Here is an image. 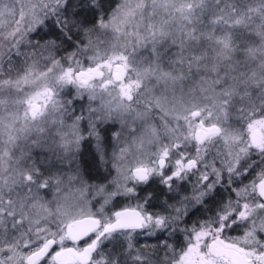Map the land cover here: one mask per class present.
Masks as SVG:
<instances>
[{
  "label": "snow or ice",
  "instance_id": "6c2138e0",
  "mask_svg": "<svg viewBox=\"0 0 264 264\" xmlns=\"http://www.w3.org/2000/svg\"><path fill=\"white\" fill-rule=\"evenodd\" d=\"M0 264H264V0H0Z\"/></svg>",
  "mask_w": 264,
  "mask_h": 264
}]
</instances>
